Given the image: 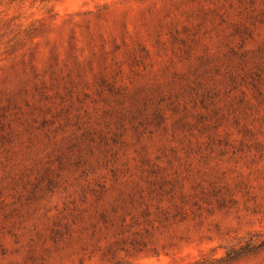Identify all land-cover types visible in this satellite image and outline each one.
I'll use <instances>...</instances> for the list:
<instances>
[{"label":"rangeland","instance_id":"374dc122","mask_svg":"<svg viewBox=\"0 0 264 264\" xmlns=\"http://www.w3.org/2000/svg\"><path fill=\"white\" fill-rule=\"evenodd\" d=\"M53 142L0 188L5 232L39 223L69 170L75 197L40 239L115 229L141 250L158 237L151 254L172 264L209 263L207 226L264 222V0L0 4V149Z\"/></svg>","mask_w":264,"mask_h":264},{"label":"clouds","instance_id":"9594fccd","mask_svg":"<svg viewBox=\"0 0 264 264\" xmlns=\"http://www.w3.org/2000/svg\"><path fill=\"white\" fill-rule=\"evenodd\" d=\"M76 2L81 3L83 0ZM54 148L55 142L51 145L17 144L9 151L0 149V188L37 165L43 167L49 162ZM54 175H58V182L48 183L41 193L42 203L36 217L39 223L30 221L19 232L11 229L5 232L0 224V264H75L81 257L84 264H172L169 256L163 252L151 254L154 244L163 243L156 236L149 248L144 250L119 242L121 237L115 229L98 232L94 239L78 233L70 244L61 246L48 243L46 236L40 239L37 233H44L45 219L51 220L62 205L74 199L79 184L72 171L65 170ZM0 201L8 203L3 196H0ZM256 219L259 218L242 217L239 223L232 221L219 232L207 226L206 230L199 233L203 243L199 244L197 250L208 258L209 264H264V247H261L264 222L257 225ZM249 220H252L251 224ZM255 233L262 235L255 237ZM250 241L253 247H246ZM146 252L149 254L145 255Z\"/></svg>","mask_w":264,"mask_h":264},{"label":"trees","instance_id":"16d2710c","mask_svg":"<svg viewBox=\"0 0 264 264\" xmlns=\"http://www.w3.org/2000/svg\"><path fill=\"white\" fill-rule=\"evenodd\" d=\"M20 1L21 0H2L0 1V4H4V6H10ZM251 246H252L251 243H248V245H246V247H249V248H251ZM187 264H209V263H206L205 258H201V259H198L196 261H193Z\"/></svg>","mask_w":264,"mask_h":264}]
</instances>
